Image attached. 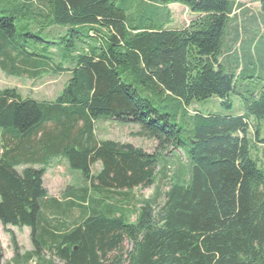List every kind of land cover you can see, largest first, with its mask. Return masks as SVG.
Segmentation results:
<instances>
[{
  "label": "trees",
  "instance_id": "16d2710c",
  "mask_svg": "<svg viewBox=\"0 0 264 264\" xmlns=\"http://www.w3.org/2000/svg\"><path fill=\"white\" fill-rule=\"evenodd\" d=\"M142 2L152 10L135 15L129 0H0V70L70 77L54 100L0 88V223L30 228L33 244L22 257L16 246L18 264H264V166L252 156L264 146V80L251 92L248 77L264 61V24L240 48L233 0ZM172 5L196 18L171 29ZM233 98L241 115L190 112L209 100L231 111ZM101 118L138 127L156 151L100 140ZM176 151L187 166L168 178ZM59 158L83 173L64 201L44 188L45 166Z\"/></svg>",
  "mask_w": 264,
  "mask_h": 264
},
{
  "label": "rangeland",
  "instance_id": "374dc122",
  "mask_svg": "<svg viewBox=\"0 0 264 264\" xmlns=\"http://www.w3.org/2000/svg\"><path fill=\"white\" fill-rule=\"evenodd\" d=\"M237 5L240 6V10L237 11L239 15V20L237 24H234L233 27L237 28L240 38L238 36L237 44L241 43L240 48H242V44L244 45V41L247 40L248 36L254 38L258 36L256 30L263 26V18L260 14V5L257 0H233ZM4 1L3 5H5V9L10 11L12 7L10 4H6ZM130 5L132 6V11L135 15L141 13L142 11H146L149 13L152 8L149 4L143 3L142 0H129ZM39 4V2H37ZM171 11V29H184L196 18L190 11L181 5H172L169 7ZM1 12V8H0ZM1 14V13H0ZM17 27L20 32L24 33V24L25 21L22 18H17ZM235 30V29H234ZM236 34V32H234ZM264 36V30L261 31ZM244 37V41L242 43L241 39ZM229 37L234 39L233 33L229 35ZM230 40V39H229ZM230 43V42H229ZM264 44V41L263 43ZM260 47H263L262 45ZM241 59V57H240ZM247 64V63H246ZM264 64L260 61V63L256 62V65L248 66V73L250 74L252 80H249L250 87L252 88L250 91L253 92L256 88L257 82L259 80H255V78H259V74L261 75V79L264 80V69L261 70V65ZM245 66V64H244ZM264 66V65H263ZM244 68V67H243ZM242 68V69H243ZM256 75V76H255ZM70 80L69 75H53L48 74L42 77L41 79H29L28 77L16 78L6 75L0 70V88H17L25 97H32L37 100H54L59 93L63 90L66 82ZM255 80V81H254ZM217 101V100H216ZM234 107L231 111H226L224 108L220 106V103H216L214 101L209 100L208 102H200L195 103L190 108V112L193 113L195 110H200L203 113L215 112L218 114L225 115H241V110L243 109V103L240 99L233 98ZM215 110V111H214ZM253 121H256L255 118H252ZM258 129L260 130L261 139L264 140V121L262 123L257 124ZM139 131V128L133 125L121 124L116 121H113L108 118H101L96 123V135L100 140H112L121 142L123 144H130L136 148H141L144 151L152 154L156 151L158 146L155 140L137 137L136 134ZM256 129L253 128L249 134V138L254 141L255 139ZM2 135V130L0 129V136ZM173 157L171 154H167V159L169 160V171L167 173L168 178L180 167V165L187 166L186 160L181 155L179 151H176ZM0 155H1V146H0ZM253 158H257L261 164L264 166V146L261 144H257V148L253 151ZM39 168V167H37ZM46 168V173L44 176V188L48 191L49 197L55 198L58 200H65V195L68 189L79 188L83 184V173L79 170H73L68 167L66 161L64 159H52ZM102 169L101 164L99 163L93 168L94 173L100 172ZM22 171L23 169H19ZM157 186L160 187V190H167V181L166 180H158ZM156 193V187H151L148 189H139L134 191V202H139L145 199H149L153 197ZM136 207H140L136 203L134 205ZM134 207V208H136ZM70 219L68 220L69 225L72 226L74 221L80 217L79 211H74L70 214ZM132 222L136 221V215L133 214ZM15 241V242H14ZM16 246L18 247L19 255L22 257L28 252L33 251V244L31 239V229L30 228H15L11 226H3L0 223V253L3 254L4 258L3 264H18L19 261H13L16 253ZM127 248L130 249V246L127 245ZM55 264H62L61 262L54 260ZM29 264H37V260H31ZM38 264H43V262H39Z\"/></svg>",
  "mask_w": 264,
  "mask_h": 264
},
{
  "label": "crops",
  "instance_id": "0c3cea01",
  "mask_svg": "<svg viewBox=\"0 0 264 264\" xmlns=\"http://www.w3.org/2000/svg\"><path fill=\"white\" fill-rule=\"evenodd\" d=\"M194 16H196V15H194ZM193 21V20H192Z\"/></svg>",
  "mask_w": 264,
  "mask_h": 264
}]
</instances>
